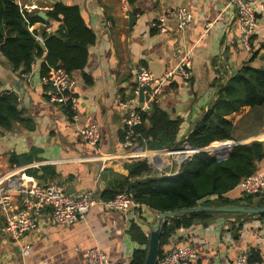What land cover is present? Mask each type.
Segmentation results:
<instances>
[{
    "label": "crops",
    "instance_id": "obj_1",
    "mask_svg": "<svg viewBox=\"0 0 264 264\" xmlns=\"http://www.w3.org/2000/svg\"><path fill=\"white\" fill-rule=\"evenodd\" d=\"M58 1L79 6L85 22L96 33V41L89 48L83 70L74 72L77 85L73 94L77 102L71 111L77 121L69 108L50 102L44 92L41 67L45 55L36 60L30 74L22 75L0 53V92L14 90L28 120L0 131V188L11 195L8 213L27 208L28 198L17 189L25 177L41 185L62 184L70 193L94 190L100 199L116 174L129 175L126 163L131 161L120 155L124 138L120 101L137 105L134 87L141 68L159 75L177 66L185 52L191 53L190 85L184 86L176 77L163 87L156 103L172 119L181 120L178 141L183 143L220 85L244 63L264 67V0H249L258 18L252 56L238 43L237 12L225 0H16L23 9L47 15ZM172 6L187 7L194 18L183 29L174 19L166 21L165 31L153 26L161 12ZM48 20L54 31L59 22ZM44 26L42 22L34 24L38 31ZM244 111L235 113L234 120ZM89 124L99 125L101 130L96 147L87 144L79 133L81 126ZM215 150L219 148L212 151ZM152 152L157 151H146L143 156L159 162V167L167 164V157L161 163ZM12 154L18 155L19 163L11 162ZM258 172L264 173V159L258 163ZM227 196L236 199L246 195L237 186ZM259 200L258 196L252 204L243 200L238 205L258 206ZM8 213L0 209V264H87V253L93 246H100L108 254L110 264H130L134 251L148 249L149 244L134 237V227L149 236L159 211L145 205L125 214L96 204L84 219L60 225L46 210L38 216L37 228L20 242L5 232ZM182 242L198 250L192 264H234L237 256L246 251L251 260L264 264V220L256 214L212 212L190 227H179L163 249L167 253Z\"/></svg>",
    "mask_w": 264,
    "mask_h": 264
},
{
    "label": "trees",
    "instance_id": "obj_2",
    "mask_svg": "<svg viewBox=\"0 0 264 264\" xmlns=\"http://www.w3.org/2000/svg\"><path fill=\"white\" fill-rule=\"evenodd\" d=\"M48 15L50 20L59 22L54 31H31L30 26L35 23L50 25V21L44 20L37 12L23 9L16 0H0V53L22 75L30 74L33 64L44 55L43 75L53 66H61L74 75L75 71L83 70L88 61L89 48L96 41V33L85 22L79 6L58 1ZM67 108L72 116L71 108ZM242 110L244 113L235 121L232 116ZM143 118L145 123L137 128V140L142 149H173L182 143L178 141L181 120L172 119L159 105L144 113ZM27 121L19 107L18 94L12 89H3L0 92V131L12 129L15 122ZM261 133H264V67L247 62L218 87L209 108L185 141L197 149L224 140L241 142ZM262 159L264 141L255 139L238 143L220 155L198 152L185 161L177 176L153 170L145 160H133L126 163L129 175L116 174L101 198L109 200L127 190L132 192L136 201L155 211L200 204L238 205L243 200L252 204L255 196L260 197L258 205H264V192L245 194L244 198L236 199L227 196L242 179L258 172V163ZM11 162L19 163L18 155L12 154ZM211 214L196 212L170 220L161 236L156 264L166 253L163 246L179 227H190L196 220L208 218ZM257 216L264 220V214ZM133 235L143 243H149V236L138 227H134ZM147 250H135L130 264H144Z\"/></svg>",
    "mask_w": 264,
    "mask_h": 264
},
{
    "label": "built area",
    "instance_id": "obj_3",
    "mask_svg": "<svg viewBox=\"0 0 264 264\" xmlns=\"http://www.w3.org/2000/svg\"><path fill=\"white\" fill-rule=\"evenodd\" d=\"M233 6L237 12L240 26L238 43L240 47L253 55L252 39L258 27L257 9L249 0H225ZM193 13L185 6L167 7L161 12L153 26L162 31L166 29V21L176 20L177 27L183 29L193 19ZM30 30H35L34 25ZM48 33L52 32L49 25L44 26ZM41 39V37H39ZM176 77H180L184 86H189L193 77L192 55L185 52L179 64L166 69L159 75L152 71L141 68L136 76L134 94L138 103L131 106L121 100L120 105L124 109V138L120 155L128 161L144 159L143 153L148 151L141 148L137 138V128L145 121L144 113L152 110L159 100L163 87L172 84ZM44 92L50 102L62 106H69L73 111L76 109L77 98L73 90L77 85V78L61 66L50 67L49 72L42 77ZM72 118L77 121L76 114ZM81 138L89 145L96 147L101 141L99 125L89 124L79 128ZM178 164V163H177ZM179 165V164H178ZM159 169V168H158ZM157 170V169H156ZM180 170H174L171 174L177 175ZM32 179L25 177L17 184L18 191L28 198L27 208L17 212L8 213L11 208V195L7 189L0 188V209L8 213L5 222L7 236L15 242H20L25 236L37 228L38 216L44 211L50 210L54 222L60 225H72L84 219L90 209L96 204H101L109 210L125 214L138 210L145 206L135 200L130 191L118 193L114 198L104 200L96 198L94 190H82L70 193L59 183L47 184L32 183ZM238 187L247 195H257L264 190V173L257 172L241 180ZM32 211V212H31ZM198 258V250L191 243L182 242L159 260V264H192ZM87 264H110L108 254L100 247L93 246L87 253ZM234 264H257L250 259L246 251L237 256Z\"/></svg>",
    "mask_w": 264,
    "mask_h": 264
},
{
    "label": "water",
    "instance_id": "obj_4",
    "mask_svg": "<svg viewBox=\"0 0 264 264\" xmlns=\"http://www.w3.org/2000/svg\"><path fill=\"white\" fill-rule=\"evenodd\" d=\"M39 16H41L44 20L49 19V16L45 12H39ZM238 143L240 142H235L232 140H224V141L213 143L204 148L193 149L190 147V145L186 141H184L178 147L170 149L169 152L172 157V160L178 163L179 167L181 168L187 159H191L198 152H210L212 154L213 148L218 147L219 150H217V153L214 155H220V154L226 153L228 150H230L233 146L237 145ZM151 151H160V150H151ZM144 160L154 170L159 168V162L150 161V159L147 157H145ZM168 176H173V175H168ZM196 212H211V213L212 212H224V213H245V214L261 215V214H264V205L241 206V205H236V204H230V205L200 204L194 207L182 208V209H177V210L159 211L156 222L154 224H151V227H150L148 251L146 254L144 264H156L157 263L161 236L163 234L165 227L170 223V220L184 216V215H188L191 213H196Z\"/></svg>",
    "mask_w": 264,
    "mask_h": 264
},
{
    "label": "rangeland",
    "instance_id": "obj_5",
    "mask_svg": "<svg viewBox=\"0 0 264 264\" xmlns=\"http://www.w3.org/2000/svg\"><path fill=\"white\" fill-rule=\"evenodd\" d=\"M264 133H261V134H258V135H256V136H253V137H250V138H248V139H245V140H243V141H246V142H249V141H252V140H255V139H257V140H262V139H264V135H263ZM262 141H264V140H262ZM165 150H167V156L166 155H164V156H159L160 158L161 157H167V164L165 165H163V166H160L159 167V169L157 170L158 172H160V173H162V174H171V172L172 171H174L175 170V168L178 166V164L176 163V162H174L173 160H172V157H171V155H170V152H169V150L170 149H165ZM151 151V150H150ZM217 152H216V150H215V152L214 151H212V154H216ZM159 158V159H160ZM140 160H144V159H140ZM157 160H158V158H157ZM173 168V169H172ZM255 197H258V196H255ZM254 197V198H255ZM253 198V199H254ZM253 203V202H252Z\"/></svg>",
    "mask_w": 264,
    "mask_h": 264
},
{
    "label": "bare ground",
    "instance_id": "obj_6",
    "mask_svg": "<svg viewBox=\"0 0 264 264\" xmlns=\"http://www.w3.org/2000/svg\"><path fill=\"white\" fill-rule=\"evenodd\" d=\"M165 151L167 150H160V151H157V152H152V155L155 156V155H158V156H164L165 155ZM147 158H149L147 156ZM150 159V158H149ZM177 159V158H176ZM160 162L163 163V162H166V159L164 157H161L160 158Z\"/></svg>",
    "mask_w": 264,
    "mask_h": 264
}]
</instances>
